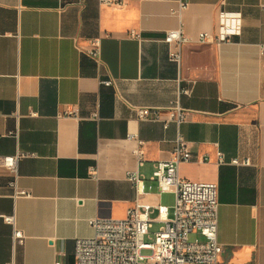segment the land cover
I'll return each mask as SVG.
<instances>
[{"label":"crops","instance_id":"0c3cea01","mask_svg":"<svg viewBox=\"0 0 264 264\" xmlns=\"http://www.w3.org/2000/svg\"><path fill=\"white\" fill-rule=\"evenodd\" d=\"M220 9L241 15V31L199 42V32H218ZM180 26L190 41L178 63L165 36ZM96 39L99 61L87 53ZM261 43L264 0H0V156L30 154L18 164L30 196L15 197L12 174L0 167V264H75L76 238L94 234L91 218H124L137 200L172 212L175 194L159 192L151 177L179 132L192 152L179 175L218 183L220 259L264 264ZM177 99L187 119L165 128ZM141 107L159 108L162 119H138ZM136 169L144 192L127 179ZM6 215L24 232L23 245H14Z\"/></svg>","mask_w":264,"mask_h":264},{"label":"built area","instance_id":"2783aa9c","mask_svg":"<svg viewBox=\"0 0 264 264\" xmlns=\"http://www.w3.org/2000/svg\"><path fill=\"white\" fill-rule=\"evenodd\" d=\"M100 4L120 5L126 0H97ZM242 27V17L239 13L231 14L225 9L218 12V32L201 31L198 34L199 42H216L229 39L232 34L239 33ZM131 35L140 38L135 31ZM169 43L170 59L181 63L183 46L190 41L182 26L170 30L165 36ZM87 53L100 60V40L91 42ZM260 53L264 65V43L260 44ZM106 85L112 80L104 81ZM182 93L191 94L187 88ZM67 114H76L65 110ZM188 110L184 108L179 99L173 101L168 107V118L164 122L167 128L170 122L178 125L186 121ZM98 113L93 118H98ZM140 120H161L159 108L141 107L137 110ZM19 129L10 131L18 136ZM135 154L139 164L143 163V151L138 148ZM30 156L22 151L14 155L0 156V167L10 171L12 178L9 185L14 190V196H30V193L20 188L18 184V164L22 157ZM192 152L189 142L179 132L174 140V147L167 159L158 160L151 179L157 183L159 192H173L175 201L170 208L164 204L152 206L142 204L139 200L128 208L124 218L93 217L90 224L94 229L91 237H79L75 240V264H246L237 262H224L220 259L223 246L218 240L219 226V188L216 182H200L183 178L179 175L181 162L190 161ZM211 159L209 154L202 156V161ZM218 163H224L222 151L217 152ZM235 164H250L247 158L244 161L232 160ZM91 176H97V170L91 171ZM127 179L136 190L144 192L145 180L139 170H129ZM4 220L14 226L13 242L23 245L25 234L15 228L13 215L4 216ZM159 222L158 230L152 231L153 223ZM198 233L200 236L191 238ZM7 264H16L11 261ZM52 264H63L55 260Z\"/></svg>","mask_w":264,"mask_h":264},{"label":"rangeland","instance_id":"374dc122","mask_svg":"<svg viewBox=\"0 0 264 264\" xmlns=\"http://www.w3.org/2000/svg\"><path fill=\"white\" fill-rule=\"evenodd\" d=\"M159 225H160V224H155V226H154V228L152 229V231L158 230ZM193 237H194V235L192 234V235H191V238H193Z\"/></svg>","mask_w":264,"mask_h":264}]
</instances>
